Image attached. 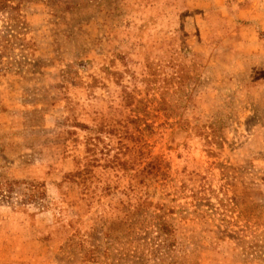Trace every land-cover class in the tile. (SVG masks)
<instances>
[{
	"label": "rangeland",
	"instance_id": "obj_1",
	"mask_svg": "<svg viewBox=\"0 0 264 264\" xmlns=\"http://www.w3.org/2000/svg\"><path fill=\"white\" fill-rule=\"evenodd\" d=\"M208 1L5 0L0 264H264V60Z\"/></svg>",
	"mask_w": 264,
	"mask_h": 264
},
{
	"label": "crops",
	"instance_id": "obj_2",
	"mask_svg": "<svg viewBox=\"0 0 264 264\" xmlns=\"http://www.w3.org/2000/svg\"><path fill=\"white\" fill-rule=\"evenodd\" d=\"M207 6L206 14L216 9L227 25L233 26V31L226 33L224 39L235 40L241 49L237 54L240 65L258 67L257 63L264 60V0H209Z\"/></svg>",
	"mask_w": 264,
	"mask_h": 264
},
{
	"label": "trees",
	"instance_id": "obj_3",
	"mask_svg": "<svg viewBox=\"0 0 264 264\" xmlns=\"http://www.w3.org/2000/svg\"><path fill=\"white\" fill-rule=\"evenodd\" d=\"M17 7L18 6H6L5 0H0V12H2L4 9H8L10 11H12L13 16L11 15L10 17L14 18V20H16L15 26L17 31L16 33H23V29H24V23L20 20H17V18L14 16V14H17Z\"/></svg>",
	"mask_w": 264,
	"mask_h": 264
}]
</instances>
